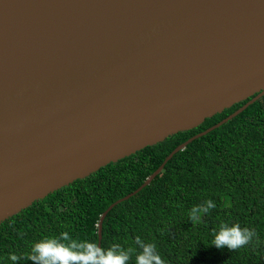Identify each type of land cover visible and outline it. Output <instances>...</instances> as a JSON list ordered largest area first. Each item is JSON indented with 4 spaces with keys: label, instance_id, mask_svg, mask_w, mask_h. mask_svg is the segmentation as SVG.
<instances>
[{
    "label": "water",
    "instance_id": "1",
    "mask_svg": "<svg viewBox=\"0 0 264 264\" xmlns=\"http://www.w3.org/2000/svg\"><path fill=\"white\" fill-rule=\"evenodd\" d=\"M263 96L264 0H0V224Z\"/></svg>",
    "mask_w": 264,
    "mask_h": 264
},
{
    "label": "trees",
    "instance_id": "2",
    "mask_svg": "<svg viewBox=\"0 0 264 264\" xmlns=\"http://www.w3.org/2000/svg\"><path fill=\"white\" fill-rule=\"evenodd\" d=\"M246 103L108 164L2 222L0 264H13L10 253L19 257L17 264H32L27 259L31 243L61 231L98 243L99 221L111 204L137 190L179 145ZM208 199L217 207L192 225L187 210ZM219 219L254 228L256 236L235 250L205 247ZM137 236L154 242L168 264H264V96L193 140L151 184L116 205L104 219L101 246L127 247Z\"/></svg>",
    "mask_w": 264,
    "mask_h": 264
},
{
    "label": "clouds",
    "instance_id": "3",
    "mask_svg": "<svg viewBox=\"0 0 264 264\" xmlns=\"http://www.w3.org/2000/svg\"><path fill=\"white\" fill-rule=\"evenodd\" d=\"M216 207V203L208 199L192 205L186 215L192 225H197ZM255 236L254 228L219 219L205 247L235 250L252 242ZM8 259L17 264L19 257L10 253ZM27 259L32 264H129V261L133 264H168L154 242L145 241L139 236L127 247L116 243L104 248L94 240L73 237L68 231L45 235L32 242Z\"/></svg>",
    "mask_w": 264,
    "mask_h": 264
}]
</instances>
